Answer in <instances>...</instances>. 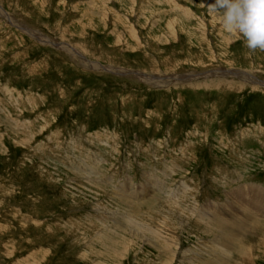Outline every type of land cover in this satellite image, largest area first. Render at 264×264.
Instances as JSON below:
<instances>
[{"label":"rangeland","instance_id":"rangeland-1","mask_svg":"<svg viewBox=\"0 0 264 264\" xmlns=\"http://www.w3.org/2000/svg\"><path fill=\"white\" fill-rule=\"evenodd\" d=\"M210 3L0 0V264H264L216 223L264 222V52Z\"/></svg>","mask_w":264,"mask_h":264},{"label":"clouds","instance_id":"clouds-1","mask_svg":"<svg viewBox=\"0 0 264 264\" xmlns=\"http://www.w3.org/2000/svg\"><path fill=\"white\" fill-rule=\"evenodd\" d=\"M207 11L220 18L227 33L242 36L250 52H264V0H214Z\"/></svg>","mask_w":264,"mask_h":264},{"label":"bare ground","instance_id":"bare-ground-1","mask_svg":"<svg viewBox=\"0 0 264 264\" xmlns=\"http://www.w3.org/2000/svg\"><path fill=\"white\" fill-rule=\"evenodd\" d=\"M254 191L255 192H257V196H255V205L253 206V209H255V211L256 212H258L259 210L261 211V210H263L264 209V207L262 208V209H260V207H262V205H264V195H263V193H262V191H259V190H256V189H254ZM262 193V194H261ZM125 196V195H124ZM244 197V196H243ZM250 201H248V203L247 204H249L250 205V203H249ZM226 215V214H225ZM202 215H200L199 216V219H200V217H201ZM207 218V217H206ZM219 218V217H218ZM217 219V218H216ZM213 220V219H212ZM212 220L210 221V222H212ZM230 220H232V219H230ZM230 220H228V222H229V224L226 222L225 224H223V223H221L220 221H218V222H216V223H218V224H221V232H222V234H220V235H223L224 234V237H226L227 239H224V241H222V244H224V245H227V246H229V247H226V248H231L232 246H231V244L234 246L233 247V249L231 248L230 250H231V252H232V254L233 253H236L238 256H240L241 258H243V260L244 259H246L247 258V256L251 253L250 251H251V246H249V248H245L243 245H246L247 243H246V241H245V239L247 238L244 234L246 233V231L248 230L246 227H249V226H251L253 229H255V231H253V233H252V237L254 238V237H256L257 239H258V243L260 244V240L262 241V240H264V234H261V233H259V231L261 230V228L263 227V232H264V222L262 221V219H255V218H253V216H251V217H249V216H247V220L246 221H244L243 223L242 222H240V223H236V222H234L233 221V223L231 224L230 223ZM241 220V219H240ZM200 221H201V219H200ZM220 222V223H219ZM247 222V223H246ZM251 223H254V224H252L251 225ZM201 224V223H200ZM205 224H209V222H206L205 221ZM214 224V223H213ZM228 225H230L229 227L231 228V227H236V228H238V229H243V230H237V232H235V233H237L238 235H235V234H232V233H230L231 235H225V234H227L226 232H225V229H226V227H228ZM234 225V226H233ZM217 226H219V225H217ZM243 226V227H242ZM258 227V228H257ZM224 228V229H223ZM245 228V229H244ZM247 229V230H246ZM208 230V229H207ZM232 230V229H231ZM234 230V229H233ZM209 231V230H208ZM229 231V230H228ZM243 232H245V233H243ZM256 232V233H255ZM262 235V236H261ZM216 236V235H215ZM241 236V237H240ZM215 238V237H214ZM219 239V238H218ZM217 239V240H218ZM243 239V240H242ZM264 244V243H263ZM248 245V244H247ZM231 246V247H230ZM249 249V250H248ZM227 254V253H226ZM219 257V256H218ZM220 258V257H219ZM222 258V257H221ZM230 258V257H229ZM215 262H217V261H215ZM213 263V262H212ZM219 263V262H218ZM213 264H215V263H213Z\"/></svg>","mask_w":264,"mask_h":264}]
</instances>
